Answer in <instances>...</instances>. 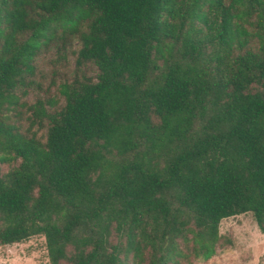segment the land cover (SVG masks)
I'll return each mask as SVG.
<instances>
[{
  "label": "trees",
  "instance_id": "16d2710c",
  "mask_svg": "<svg viewBox=\"0 0 264 264\" xmlns=\"http://www.w3.org/2000/svg\"><path fill=\"white\" fill-rule=\"evenodd\" d=\"M50 46L74 77L30 104ZM247 213L264 234V0H0V247L207 263Z\"/></svg>",
  "mask_w": 264,
  "mask_h": 264
},
{
  "label": "rangeland",
  "instance_id": "374dc122",
  "mask_svg": "<svg viewBox=\"0 0 264 264\" xmlns=\"http://www.w3.org/2000/svg\"><path fill=\"white\" fill-rule=\"evenodd\" d=\"M78 49L76 38H72V47ZM36 78L35 85L23 98L32 104L35 99L54 95L56 85L64 80H70L75 74L74 56L68 54L67 60L56 56L55 46H50L45 52L40 53L35 60ZM81 71L88 77H93L96 71L93 67H83ZM51 81L56 85L50 88ZM63 101L60 102L62 104ZM219 232L230 239V245L217 249V254L207 263L194 264H264V234H262L250 213L224 219L220 222ZM0 264H49L45 239L35 236L20 244L0 247Z\"/></svg>",
  "mask_w": 264,
  "mask_h": 264
}]
</instances>
